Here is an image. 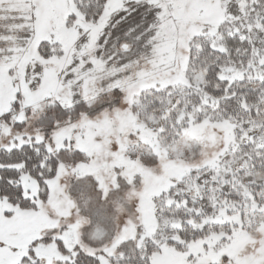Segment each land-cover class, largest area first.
Instances as JSON below:
<instances>
[{
	"label": "snow or ice",
	"instance_id": "1",
	"mask_svg": "<svg viewBox=\"0 0 264 264\" xmlns=\"http://www.w3.org/2000/svg\"><path fill=\"white\" fill-rule=\"evenodd\" d=\"M0 264H264V0H0Z\"/></svg>",
	"mask_w": 264,
	"mask_h": 264
}]
</instances>
